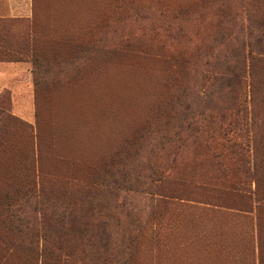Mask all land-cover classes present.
<instances>
[{"label":"rangeland","instance_id":"rangeland-1","mask_svg":"<svg viewBox=\"0 0 264 264\" xmlns=\"http://www.w3.org/2000/svg\"><path fill=\"white\" fill-rule=\"evenodd\" d=\"M263 54L264 0H0V264H264Z\"/></svg>","mask_w":264,"mask_h":264},{"label":"trees","instance_id":"trees-1","mask_svg":"<svg viewBox=\"0 0 264 264\" xmlns=\"http://www.w3.org/2000/svg\"><path fill=\"white\" fill-rule=\"evenodd\" d=\"M263 58H264V54L262 55ZM252 58V57H251ZM264 61V59H263ZM79 144L81 145L80 147H84V149H87V150H91V151H95V142H93L92 140H89V137L86 139V140H83V141H78ZM98 143H97V150H100L98 149ZM249 158L246 156V153L243 154L242 158H241V164L242 165H246L249 163ZM244 174L247 175L248 174V171H244ZM8 212L4 209L2 212H1V217H3L4 215H7Z\"/></svg>","mask_w":264,"mask_h":264}]
</instances>
